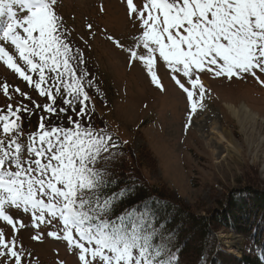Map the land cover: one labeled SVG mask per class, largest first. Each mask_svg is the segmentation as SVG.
<instances>
[{
	"label": "snow or ice",
	"instance_id": "1",
	"mask_svg": "<svg viewBox=\"0 0 264 264\" xmlns=\"http://www.w3.org/2000/svg\"><path fill=\"white\" fill-rule=\"evenodd\" d=\"M124 15L132 32L105 29L106 39L165 93L166 69L186 96V129L211 99L204 76L264 88V0H124ZM0 17V62L24 84L0 82V264H41L22 239L29 228L30 243L63 242L76 264H178L171 231L160 242L162 210L126 203L132 192L114 169L119 137L94 123L89 90H100L86 36L98 26L87 20L75 44L58 0H0Z\"/></svg>",
	"mask_w": 264,
	"mask_h": 264
},
{
	"label": "rangeland",
	"instance_id": "2",
	"mask_svg": "<svg viewBox=\"0 0 264 264\" xmlns=\"http://www.w3.org/2000/svg\"><path fill=\"white\" fill-rule=\"evenodd\" d=\"M58 4L75 44H81L80 36L87 33V20L98 26L99 34L94 40L86 36L91 44L86 52L88 68L100 90L99 93L89 90L92 97L89 106L94 107L100 118L97 126L106 125L112 134L127 141L125 145L130 152L136 154L142 149L148 154L149 160L140 169L148 182L162 185L172 201L184 206L195 218H208L222 210L229 191L247 189L246 178L251 174H256L257 185L264 188V88L251 80L229 82L204 76L202 80L211 99L203 109L197 108L198 114L186 129V96L175 88L166 69H158L168 89L165 93L151 84L141 66L129 67L124 54L104 35L105 29L121 38L132 32L125 19L124 0H58ZM101 4L106 9L103 14L98 12ZM5 19L0 17V25ZM5 81L24 87L0 62V82ZM6 103L0 93V106L4 108ZM230 104L235 108L248 106L249 112L256 115L254 122L234 117L227 109ZM185 228L189 230L192 225ZM30 232L31 228L22 232V239L41 264H54L57 252L67 264H76L63 242L49 238L30 243ZM229 235L237 237L233 244L226 242ZM215 236L217 249L232 254L226 257L228 262L240 257L243 235L220 228ZM200 259L201 264H212ZM181 264H188L186 256Z\"/></svg>",
	"mask_w": 264,
	"mask_h": 264
},
{
	"label": "trees",
	"instance_id": "3",
	"mask_svg": "<svg viewBox=\"0 0 264 264\" xmlns=\"http://www.w3.org/2000/svg\"><path fill=\"white\" fill-rule=\"evenodd\" d=\"M40 115L41 113L37 111L36 116H33L26 126L35 128ZM96 115L94 116L95 124L100 119ZM101 125L98 124V126ZM116 137L119 136L116 134ZM119 140L122 143V155L117 157L114 169L115 176L121 181V186L127 185L132 192L133 199L126 203H137L140 206L147 204L149 207L156 206L162 210L159 221L164 225V232L161 234L163 241L160 242L167 243L168 234L171 231L174 238L168 244V249L172 250L174 246L179 250L178 264L184 261L185 256L188 264H201L198 260L200 257L202 262L210 261L212 264L231 262L264 264V188L257 185L256 174L246 178L247 189L244 190L241 187L243 190L237 193L229 191L225 203L222 204V210L216 211L215 215L208 218H195L188 214L184 206L172 201L168 191H165L162 185L150 183L143 177L140 169L145 165L146 160H149L148 154L142 149L134 154L123 144L125 140L120 137ZM249 195L252 198H249ZM123 207L124 205L118 207L117 212H120ZM187 224L192 225V228L187 230L185 228ZM218 227L226 229L227 232L243 235L244 248L240 257H235L228 262L226 257L232 254L217 249L215 233L220 229Z\"/></svg>",
	"mask_w": 264,
	"mask_h": 264
},
{
	"label": "bare ground",
	"instance_id": "4",
	"mask_svg": "<svg viewBox=\"0 0 264 264\" xmlns=\"http://www.w3.org/2000/svg\"><path fill=\"white\" fill-rule=\"evenodd\" d=\"M227 109H229L231 111V113L233 114L234 117H238L239 119L244 117V118H248L249 120H251V122H254L256 115L251 114L249 112L248 106H246V105H241L240 108H235L233 105L230 104V105H228ZM236 240H237L236 236L229 235V236H227L226 242L233 244Z\"/></svg>",
	"mask_w": 264,
	"mask_h": 264
}]
</instances>
